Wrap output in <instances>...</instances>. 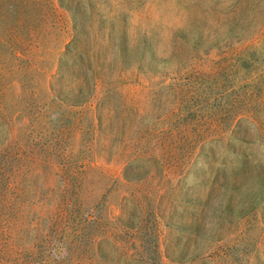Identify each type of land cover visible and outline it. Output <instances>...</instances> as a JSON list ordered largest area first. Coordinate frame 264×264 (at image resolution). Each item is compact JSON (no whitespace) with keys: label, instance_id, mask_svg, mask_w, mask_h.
<instances>
[{"label":"rangeland","instance_id":"374dc122","mask_svg":"<svg viewBox=\"0 0 264 264\" xmlns=\"http://www.w3.org/2000/svg\"><path fill=\"white\" fill-rule=\"evenodd\" d=\"M14 1L0 0V86L6 85L0 98L4 109L0 115L2 146L6 148L11 143L8 126L23 123L21 131L14 126L18 135L15 139L30 143V150L45 152L40 150V144L34 146L31 142L46 140L50 143L48 153L65 151L80 162L97 160L114 177L121 176L125 160L135 153L153 155L137 162L150 177L143 184L149 195L147 210L160 213L158 218L149 214L141 221L146 223L144 244L150 254L144 264H180L176 261L179 250H196L190 226L196 216L202 222L205 213L200 211L201 205L196 207L190 201L191 197L207 198L209 191L216 194L226 173L248 179L254 192L256 163L264 165V0H83V23L88 33L78 45L86 53L95 54L100 69L88 107L63 105L53 97L67 91L57 77L52 80V89L39 76L35 95L17 96L20 86L11 80L22 67L4 46L5 37L16 43L21 36L18 16L10 6ZM241 16L249 18L246 26L230 35L229 24L224 25L218 34L213 33L220 34L221 39L207 50L198 51L181 36V29L195 18L204 19L214 28ZM59 29L52 28V33L45 35L52 45L65 41L66 35ZM148 29L154 30L158 53L171 58L155 71L130 61L118 47L120 41L123 45L133 43ZM94 115L101 117L97 127L92 125ZM256 115L263 122H258ZM13 147L12 153L19 145ZM210 148L214 155L210 154L209 163L216 160L206 170L203 155L198 160L194 157ZM6 150L9 152V148ZM238 153L245 157L235 162L233 157ZM160 157L165 158L166 165L177 166L171 165L169 172L162 169L155 161ZM225 158L232 161L224 173L217 168L219 159ZM193 159L189 173L182 176L186 171L183 165ZM2 165L9 171L16 161L0 154V168ZM89 173L93 175L95 171ZM164 173L169 174L162 178ZM87 179L81 194L84 210L95 202L99 210L88 208L66 214L50 244L55 255L42 254L40 263L29 256L21 264H65L69 260L64 258L67 237L88 232L89 225H93L92 234L101 236L125 224L134 207L122 196L125 188L112 185L107 176ZM5 181L6 178L2 182ZM195 181L198 182L193 184ZM239 199L237 196L235 201ZM245 211L243 218L224 220L215 239L200 243L198 256L190 254L183 264H264V218L256 213V204ZM85 216L91 223L85 224ZM99 242L103 264L131 263L135 249L131 233L123 234L113 247L103 238ZM5 243L0 231V249ZM0 264H20V260L0 257Z\"/></svg>","mask_w":264,"mask_h":264},{"label":"trees","instance_id":"16d2710c","mask_svg":"<svg viewBox=\"0 0 264 264\" xmlns=\"http://www.w3.org/2000/svg\"><path fill=\"white\" fill-rule=\"evenodd\" d=\"M10 6L18 16L17 29L21 28L18 42L13 43L9 37H5L4 43V46H7L6 49L11 51L10 55L14 61L22 67L21 73L15 75L11 80L12 84L17 83L20 86L17 96L35 95L39 87L37 81L39 76L43 79L44 85L52 89L50 87L52 80L57 77L61 85L67 86V91L62 95L59 93L53 95L61 104L71 107L91 105L89 102L93 100L100 78V69L95 54L86 53L78 45L81 37L88 33L86 24L83 23L86 11L83 0H15ZM248 21V17L241 16L223 25L220 22L212 28L213 25H207L204 19L195 18L193 22H188L181 29V36L198 51L207 50L215 44L214 41L221 39L220 34L213 35L214 32L218 34L221 27L229 24L227 34L234 35L237 34V28L246 26ZM56 23V27H59V30L66 36L65 41L52 45L45 35L49 36L52 33V28H56ZM153 35L154 30L148 29L133 43L123 45V42L120 41L118 47L125 51L130 57V61H138L148 70L155 71L160 64H165V61L167 62L171 58L158 53ZM5 91L6 85L0 86V98ZM2 112L4 109L0 107V115ZM256 118H258V122H263L259 115H256ZM94 120L92 125L95 127L101 124L100 115H94ZM14 126L18 128V131L24 129L23 123L20 125L12 123L10 127L8 126L10 136L12 134L10 145H6L9 152L5 145L2 146L4 144L2 143L3 129L0 127V154L2 157L4 154L9 155L13 161H16L15 166L10 165L9 171L4 169V165L0 168V184L2 183L0 185V231L6 238L5 245L0 249L1 259L15 258L20 260L21 264L30 256L33 261L40 263L43 259L42 254L49 252L51 256H54L50 244H52L55 231L60 227L58 223L65 215L80 213L88 208L94 211L99 210V203L96 202L85 207L84 210L81 194L85 191L86 187L83 185L88 180L87 178L101 175L109 177L112 185L125 188L122 196L133 202V210L128 213L129 216L120 229L110 230L106 235L92 234L93 225H89L90 232L75 235L72 239L67 237L64 258L68 257L69 260L65 264H103L104 253L99 249L98 243L101 242L99 239L110 241L113 243V247L116 240L126 233H131L135 242L130 264H144V259L150 254L146 252L144 244L146 223L141 221L149 214L158 218L160 213L155 209L147 210L146 200L149 195L143 184H146L150 177L137 162L144 158H154L153 155L146 157L147 155L145 156L141 152L135 153L130 159L125 160L121 176L114 177L98 165L97 160L80 162L65 151L48 153L50 143L47 144L46 140L42 142L40 139H35L34 143L31 142L34 146L40 144V150L45 152L30 150L28 148L30 143H22L19 142V139H15L17 133L14 132ZM16 145H19L16 151L10 152V149L12 150ZM208 145L210 142L206 146ZM211 149L203 150V153L201 150L196 158L194 157L195 160H198L199 156L203 155L206 170L210 168L212 161L216 160L213 159L209 163L211 160L209 156L214 152ZM244 157V154L239 156L238 153L233 157V161H242ZM194 159L187 161L185 166L183 165V169L186 171L182 176L189 173L190 166L195 162ZM164 160V157L155 158L158 165L168 172L172 170L171 165L177 166L172 163L166 165L167 161ZM231 161L226 158L219 159L217 169L224 173L228 172V164ZM89 171H95V173L92 175ZM168 174L164 173L162 178ZM4 178L6 181L3 183ZM42 178L43 182L40 183ZM223 178L217 185L218 192L216 194L209 191L207 198L191 197L190 201L196 207L201 205L202 210L200 211H205V213L202 222L198 221L196 216V220L190 226L191 240L196 244V250H193V253L183 249L179 250L177 252L179 261L176 259L178 263H185L190 258L188 257L190 254L194 258L197 257L199 244L203 242L208 244L213 241L218 233V226L224 220L235 218V216L243 218L245 209L248 211L256 204V213L264 218V165L260 166L256 163V190L254 192L253 189L250 190L251 187L246 182L248 179H239L237 173L233 175L226 173ZM197 182L195 181L193 184ZM237 196H240V199L235 201ZM252 197L254 199L256 197V201L252 200ZM244 203H247V206ZM84 222L85 224L91 223L86 216Z\"/></svg>","mask_w":264,"mask_h":264}]
</instances>
